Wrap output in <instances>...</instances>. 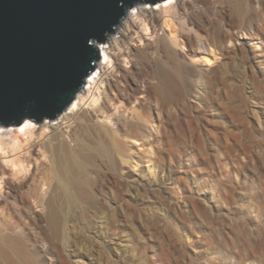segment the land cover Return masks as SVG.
Masks as SVG:
<instances>
[{
    "label": "rangeland",
    "instance_id": "rangeland-1",
    "mask_svg": "<svg viewBox=\"0 0 264 264\" xmlns=\"http://www.w3.org/2000/svg\"><path fill=\"white\" fill-rule=\"evenodd\" d=\"M193 1L196 22L203 23L210 18L213 28L226 27L222 23L227 20L222 19L219 11L216 12L220 3L213 0L211 7L202 1ZM164 3H140L128 13H135L142 7L157 9ZM188 11L173 13L176 46L170 42L169 32L162 30L163 20L158 18L150 23L147 21V29L142 25L138 29H130L128 36H121L127 38L123 39L124 43L117 31L111 36L119 42V47L116 46L113 52L130 48L132 42L137 45L135 50H131L130 58L121 60L124 70L136 73L131 80L132 85L144 86L148 91L167 85L169 90L162 96L164 100L149 94L147 99L138 98L147 102L145 109H139L135 103L131 106L128 100H124L125 97L121 99V104L117 103V107L109 100L105 101V105L109 108L111 105L112 110L119 108V113L126 106L129 109L128 118H135L132 112L138 109L135 111L136 118L142 114L146 117L145 121L148 118L155 120L152 127L150 123L148 125L154 135L160 121L165 123L166 134L159 140L148 141V138L145 144L150 142V149L140 147L138 144L142 141L136 144L127 140V155L130 156L126 158L128 162L124 169L117 166L118 163L117 167H108L99 160L94 163L82 161L87 175L90 172L87 192L90 191L87 198H79L72 208L67 207L68 212L59 222L54 243L56 249L49 251L46 239V235L55 230L54 225L42 207L32 204L33 200L27 193L28 189L38 185V193L42 189L40 192L43 195L48 190L49 179L45 180L44 175L46 171L50 172L48 169L53 165L54 156L45 141L50 136L49 129H42L45 120L41 123L29 120L34 135L27 141L22 138L26 142L21 149L1 146L6 152L4 154L0 150V166L5 180L14 183L27 176L25 182L28 183L22 186L20 196L38 217V223L28 228L33 264H264V38H248L245 32L235 33L232 40L221 46L223 54L219 55L212 49L215 58L205 48L206 38L202 39L195 33L197 27H189ZM187 34L194 35L193 43L182 41L181 38ZM108 41L98 45L100 52L102 48L107 50ZM189 48H196V54L187 56L191 53ZM174 54L189 67L202 70L206 77L214 80L213 89L201 85L194 78L191 83L175 81L177 84L170 91L172 85L167 75L172 65L169 58ZM205 59L210 62L206 63ZM107 62L109 68L114 65ZM112 69L108 72H113ZM95 72L99 80L100 69L96 67ZM97 87L98 90L94 87L91 93L83 95L81 106L85 113L92 112L103 102L106 86L98 83ZM92 96L98 97L96 103L91 102ZM46 120L52 126H57L60 121L58 118ZM110 121L100 119L99 124L114 128ZM20 126H0L3 130L0 141L8 144L11 132ZM35 139L41 143L40 152L46 151L44 153L49 162L46 157L41 160L36 157L39 160L34 161V168L27 173H19V156ZM151 158L154 169L148 162ZM169 170L173 175L171 180L166 177ZM148 180L154 184L145 185ZM156 187L165 190L157 194ZM0 190L3 192L4 187ZM44 197L47 198L46 195ZM0 220H10L12 227L17 226L14 231L18 233L20 230L22 220L11 198L0 196Z\"/></svg>",
    "mask_w": 264,
    "mask_h": 264
},
{
    "label": "bare ground",
    "instance_id": "bare-ground-1",
    "mask_svg": "<svg viewBox=\"0 0 264 264\" xmlns=\"http://www.w3.org/2000/svg\"><path fill=\"white\" fill-rule=\"evenodd\" d=\"M194 1L195 2L196 1H202L207 6V5H211L213 0H194ZM216 1L218 3H220L219 10H216V12L219 11L222 19L227 20V21L222 23V24H225L226 27H224V25H223L220 27L218 26V28H216V26H215L216 29L213 28L212 27L213 25H212V22L210 21V18H209V20L207 18V20L202 21L203 23H200L198 21L196 22L194 19V15H195L194 14V12H195L194 7L195 6L193 5L194 3L191 4L192 0L190 2L188 0H165V3L161 6H159L157 9L143 8L142 7L138 11H136L135 13H132V12L128 13L127 12L128 17L126 15L125 21L123 23H120V28L117 27L116 31L118 33H120V41L123 42V39H125L126 37L121 38V36H123V35L128 36L130 29H132L133 27H135V28L137 27L136 29H138V27L141 25L144 28H146L147 27V23H146L147 21L148 22L153 21L154 18H158V19L163 20L162 30L169 32V36L171 39L170 42L176 46L178 42L176 41L177 39L175 37L176 29H175V27L172 26L173 25L172 24L173 23V21H172L173 20V18H172L173 13H175L174 11H178V12L181 11L184 13L187 10H189L188 14L186 13L188 15L189 27L191 29H194V26L197 27L195 29V33L198 35V37H200L202 39L206 38V40L204 41V44L206 45L205 48H207L206 50L209 51V54H211V56H213L215 58H216L215 52H218L220 55L223 51V50L221 51V48H222L221 46L224 45L225 42L232 40L235 37V33H242V32H243V34L246 33L248 38L249 37L250 38H258V39L264 38V0H216ZM214 2H215V0H214ZM209 7L210 6H208L207 8H209ZM211 7H212V5H211ZM214 8H215V6H214ZM215 9H217V6ZM228 9H230L232 12L229 13L230 10H228ZM198 16H199V14H198ZM259 21H263L262 22L263 24L262 23L258 24ZM154 33H155V31H154ZM246 35H245V37H246ZM109 38H108L109 41L107 40L109 42V46L107 47V50H105V48L101 49L102 51L100 52V54H101L100 61L97 63V66H96L100 69V78H99L100 81L97 80V75H95L96 72H94V74H92L86 80L85 87L77 93V95L75 96V99L70 104V106L65 111H63L62 113H60L56 117V118H58V120L60 119V121L57 123V126H52L50 124V122H48L46 120L48 118H45L44 119L45 121L42 124V129H49L50 130V136H47L45 141H46L47 145L49 147H51V150H52V153L54 156L53 157L54 159L52 158L53 159V162H52L53 165L51 166L50 169H48V171H50V172L47 173V171H46V173H45L42 171L43 173H45V175H44V176H46L45 180L49 179V182H47L48 183V190L45 191V193L42 195L41 193H43V192H40L42 190L41 189L39 191V193H40V195H39L37 188L40 185H38V187L34 186V187L28 189L29 191L27 193H28V196H30L32 198V199L31 198L30 199L33 200L32 204L36 203L37 206L42 207V209L45 212L44 214H46L47 218H49L50 222L54 225V228H53V226H52V228L55 230L52 231L51 233H49L48 235H46V239L48 240L47 242H48L49 251L53 250L55 248L54 243L57 240V230H58L59 222L61 221L63 215L66 214V212H68L69 207H71V208L73 207V205L76 203L77 199L84 198V197L87 198V196L89 194L90 190L87 192V190H88L87 187H88L90 181L87 178H89L88 175L90 172L87 175V170H86L87 168L85 169L86 165H85V167H83L82 161H84V162L86 161V163L87 162L88 163H94L97 160H99L100 163L102 162V165L104 164L108 167H110V165L116 166V164L118 163L117 166L119 165L121 169H124V166L128 162V160H126V158L128 156H130V155H127V143H126L127 140H129V141L131 140L132 142H135L136 144H138L139 141H142L138 145L140 147H142L143 149H145L144 148L145 146L149 147V149H150L152 147L151 146L152 144L150 142L148 143V145L145 144L148 138L150 139V140L148 139V141L155 140V138L157 140H159L161 137H163L166 134L165 131L167 129L165 130V128H166L164 126L165 123L163 124L162 123L163 121L162 122L160 121L158 123L156 132L153 131L155 133V135H154L152 133L150 126H148V125L150 123V125L152 127V123H154L155 120L154 121H153V119L148 120L149 119L148 118L145 121L144 118H146V117H143L142 114L139 116L137 115L138 117L136 118L135 111H137L138 109L135 111L133 109L132 113H134L133 116H135V118H128L126 116L127 112L129 111V109H127L126 106L124 107L125 109H123L122 112H120L121 114L119 112H117V109H119V108H117V109L113 108L114 110H112L111 105H114V106L116 105V107H117L118 102L120 104L122 103L123 100H121V99H123V97H125L124 100H128V103L130 105H131V103L132 104L135 103L138 105L139 109H145L148 107V106H146L147 102H144V100L140 101L138 98L147 99L146 97L148 94L155 96V98H157V99L163 98L162 96L166 93V90H169V88H167V85H165V86L159 85V87L157 86L158 88H156L155 91H152V90L148 91V90H146L147 88L146 89L144 88V86H142L140 88L139 85H136L134 83H133L134 85H132L131 80L133 79V77L136 73L133 72L132 70H130V71L124 70L123 65H121L122 64L121 60L130 58V56H132L131 50H135L137 48L135 46H137V45L132 42L131 47L126 48V49H128L127 51H126V49L125 50L123 49V51H119L118 53H116V52H113V50H115L116 46L119 47V45H117V43H119V42L115 37L110 36ZM129 39L132 40V38H129ZM138 39H139V41H141V38H138ZM181 39H182V41L184 39V41L186 43L187 42L193 43L194 42V35L187 34L185 36V38H181ZM162 45H164V44H162ZM162 45H161V47H162ZM162 48H164V47H162ZM212 49H214V51H215L214 53H213ZM188 51H190L191 53L188 54L187 56H191V54H196V52H197L196 48H195V50L193 48H189ZM138 52H140V51H138ZM134 54L136 55L138 53H134ZM169 56H171V55H169ZM192 56L195 57V55H192ZM169 59H172V65L170 64L171 67H170L169 73L167 75L169 77V82L172 85V86H170L171 87L170 91H171L172 87L177 84L176 82H178V80H179V82L181 81L182 83H185L188 81L191 83L194 78L196 80H198V82H200L201 85L208 87L210 90L213 89L214 84H215L214 80L209 79L208 78L209 76L206 77V74L204 72H201L202 70L197 69V68L194 69L193 67H189V65L188 64L186 65L185 62H183L184 60L181 61L180 60L181 58H178L176 56V54H174ZM107 61L114 63V65L112 67H110V68H113L111 70L113 72H108V71H110L109 70L110 68L107 66V63H108ZM205 62L208 63L210 61L206 60ZM103 76H104V80H102ZM160 80H162V79H160ZM123 82H125L126 84L124 85ZM133 82H134V80H133ZM98 83H100V84L104 83L106 86V89L104 90V93H103V94H105L103 102L100 106H97V108H95L94 110L92 109L93 110L92 112L85 113L84 109L81 106V103L84 100L83 95L86 93H91L92 88H94V87H96V89L98 90V87H97ZM161 83H163V82L161 81ZM176 88H177V86H176ZM219 89H221V88H219ZM170 91H168V92H170ZM236 91H237V89H236ZM209 92L211 93V91H209ZM111 95H112V98H111ZM229 95H231V94H229ZM164 97L166 98V95ZM131 98L133 100H131ZM97 100H98V97L95 98V96H92V100H91L92 103H96ZM106 100H109V102H111L110 108L107 107V105H105ZM163 100H164V98H163ZM160 101H162V100H160ZM106 104H107V102H106ZM133 108H134V106H133ZM130 109L132 110V108H130ZM131 110H130V112H131ZM112 111H114V112H112ZM118 113H119V115H118ZM140 116H141V118H140ZM142 117L144 119V123L142 122L143 121ZM100 119H103L105 121L111 120L112 122L111 121L110 122L113 123L114 128H110V127L104 126L102 124H99ZM147 121H149V122H147ZM146 123H148V124L146 125ZM72 125H74V126H72ZM181 130L182 129H180V131ZM1 131H3V130L0 128V132ZM146 132H147V134H146ZM11 135H12V138H11V141L8 142V144H5L4 142L0 141V150L2 152L5 149L2 148L1 146L10 145L15 150L21 149L23 144L30 137H32L34 135V128H33L32 123L29 120H25L23 122V124H21L19 129H16V131L14 130L11 132ZM23 137L26 139L25 142L22 140ZM36 138H39V137L36 136ZM162 145H164V144H162ZM44 147H46V145ZM167 147H165V148H167ZM173 148H174V146H173ZM41 149H42L41 143L36 139L27 144V148L26 149L24 148V152L22 151L23 153L19 156L20 157V159L18 160V165L20 168L19 173H24V172L27 173L30 171V169L32 167L34 168L35 167L34 161L39 160V158H36V157H40V160L44 159V157H46L45 153H44L46 151L41 153L40 152ZM47 149L48 148H46V150ZM167 149H169V148H167ZM174 151H175V148H174ZM3 153L5 154L6 152H3ZM151 155H153V154H151ZM154 155H155V153H154ZM156 157H158V156H156ZM155 158H153V159H155ZM46 160H48L47 157H46ZM139 161L142 162L140 158H139ZM48 162H49V160H48ZM148 162H149V164L152 165L151 169L152 168L154 169V167H155L154 160H152V158H151ZM52 163L50 162V164H52ZM93 165H91V166H93ZM43 173H40V174H43ZM33 174H35V173H33ZM171 174H170V170H169V172L167 173V176H166L168 178V180H171V178H173V175H171ZM22 175H25V174H22ZM31 175H32V173H31ZM41 176H43V175H41ZM5 179H6V176L2 172V167L0 166V187H1V189H3V187H4L3 192L0 190L1 191L0 196L6 197V198L7 197L11 198V200L16 204L17 211L20 214V219L22 220V224L16 223V224H19V226H20V230H18V233H17L14 231L17 226L15 228L12 227L10 220H9V222L0 220V264H33L34 262L32 261L31 251L29 248L30 236H29L28 228L36 222L37 216L35 217L34 213L30 210L29 204H27V201L24 200V198H21V196H20V194L22 192V186L25 185L26 183H28V182H25V180H27V176L25 175V176L21 177V179H18V182L15 181L14 183L11 181H6ZM41 181H44V180L41 179ZM32 182H33V179L31 181V183ZM44 182H41V183L45 184L46 182L45 183ZM138 182H139V180H138ZM140 183H141V181H140ZM151 183H153V182L151 180H148L145 182V185H147V184L149 185ZM140 185H143V183ZM28 187H30V184ZM156 190H157V194H159L165 189H162L160 187L159 188L156 187ZM2 193L7 194V196H4ZM44 195H46L47 198H45ZM67 207H68V209H67ZM43 217H44V215H43ZM46 221H48V220H46ZM36 223H38V221ZM47 223H49V221ZM14 224H13V226H14ZM113 231L115 232V229ZM56 258H57V260H59L58 259L59 257H56Z\"/></svg>",
    "mask_w": 264,
    "mask_h": 264
},
{
    "label": "water",
    "instance_id": "water-1",
    "mask_svg": "<svg viewBox=\"0 0 264 264\" xmlns=\"http://www.w3.org/2000/svg\"><path fill=\"white\" fill-rule=\"evenodd\" d=\"M165 0H0V126L65 111L100 61L99 44L140 3Z\"/></svg>",
    "mask_w": 264,
    "mask_h": 264
}]
</instances>
